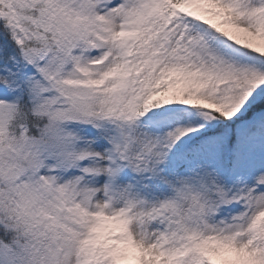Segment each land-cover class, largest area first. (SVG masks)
I'll list each match as a JSON object with an SVG mask.
<instances>
[{
    "label": "snow or ice",
    "instance_id": "snow-or-ice-1",
    "mask_svg": "<svg viewBox=\"0 0 264 264\" xmlns=\"http://www.w3.org/2000/svg\"><path fill=\"white\" fill-rule=\"evenodd\" d=\"M0 264H264V0H0Z\"/></svg>",
    "mask_w": 264,
    "mask_h": 264
}]
</instances>
